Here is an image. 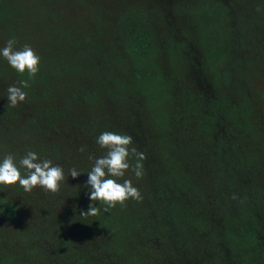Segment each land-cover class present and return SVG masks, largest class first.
<instances>
[{
	"label": "trees",
	"instance_id": "1",
	"mask_svg": "<svg viewBox=\"0 0 264 264\" xmlns=\"http://www.w3.org/2000/svg\"><path fill=\"white\" fill-rule=\"evenodd\" d=\"M239 1L241 0H207L200 6L193 4L199 17L202 15L208 17L210 14L214 17V14H217V18L212 22V25H194L199 35L197 43L227 37L226 32H220L217 26L223 25V20L227 16V23L234 19L229 18L231 14H226L231 10L230 6ZM41 2L48 5L47 10L40 6L38 8L35 6L28 7L25 3L22 8H28V14L32 15L31 26L42 28L44 30L43 36H46V33L48 35V33L57 32L58 39L50 42L52 44H46L48 48L52 46L51 53L44 56L41 61L35 45L38 41L32 39L36 38V35L29 34V30L32 28H26L28 38L26 37L25 28L13 30L12 32L13 34L17 32V40L21 36L26 37L22 45H27L31 41L34 45L31 48L40 57L39 71L34 78L28 81L29 87L24 89L26 93L32 91L35 98L39 95H43V97L47 95L45 87L52 83L50 81L56 75L62 74L57 68L47 67L46 69L44 66L51 64L55 58H58L59 54L57 53L61 45L63 47L67 46L61 58L68 59L72 53L77 55L83 62L86 71H91V69L93 71L108 55L115 53L109 52L107 56H102L101 54L98 55L99 50L96 53L91 52L95 51L96 41L94 42L88 35H82L79 39L75 38L72 44L71 42L68 43L67 39L72 36L74 30L71 24L79 21V17L73 15L65 18L66 0H43ZM140 2L137 4L136 1L134 6H125L124 4L120 6V13H116V21L119 22L117 35L120 38V49L116 53L118 56H116L115 61L107 59L105 67H97V72L103 76L99 81H108L109 84V86L103 88L102 92L112 98L117 95L123 105L122 107L118 104L117 108H113L116 118L127 119L126 124L106 125L104 121L107 117H115V115L109 116L108 113L100 112L95 108L92 116L95 118L88 122V129L95 133V150L100 151L96 138L102 132L113 131L119 134H127L133 138V143L129 148L135 147L146 157L141 161L144 172L142 178L137 179L133 173H129L128 176H133L134 180L139 182L146 177L149 178L152 173L154 179L156 178L154 181L145 179L148 184L150 183L149 186L152 188L150 191L160 192L161 187L169 191L170 188H176L177 185L179 188H184L186 184L191 188L194 184L193 189H191L193 191L191 196L204 198L208 201L213 199L215 206L226 201L219 200V198L227 199L228 197L232 200L235 196L239 210L234 215L230 214L229 220L225 219L222 222L224 227L221 228V239L227 250L224 264H264V179L262 181L258 177L256 179L255 173L257 171H254L251 167L257 162L258 155L250 148L246 149L247 152H232L237 149V144H240L242 140H247L248 144H255L259 138L258 142L263 140L264 143V137L262 136L263 133H260L254 127L255 117H253V111L251 110L252 103L244 95V89L238 87L236 82L232 83V72L229 73V70L225 68L228 62L225 60V49L229 46L222 43L223 47L220 48L217 46L219 42L217 44L211 42L205 47L206 50L197 56L187 41H183L186 44H180L178 41L171 40L170 45L165 47L166 56L164 59L166 60L159 65L155 61L156 56L159 54V48H157L158 45L155 42L153 32L142 25L141 20L145 18L142 14L144 2L142 0ZM18 4L17 0H0V21L8 18L7 14H9V17L13 12L17 15L16 6ZM169 7H172L168 9L169 14H172L175 7L172 5ZM181 10L184 13L187 12L185 8ZM259 17L262 18L260 21L264 22L263 12L259 14ZM49 20L57 23L60 20V25L64 24L66 26L69 24L71 26L58 29L56 25L49 23ZM248 25L245 22L237 23L235 21L233 24H229L227 28L237 29V27L242 28ZM63 38L66 41L57 44ZM0 41V44H2L0 48H3L8 40L3 37ZM220 41L222 42V40ZM55 46H57L56 51L53 50ZM195 47L197 50L198 45ZM95 59H98L99 62L95 63ZM183 64L185 70L182 69L184 68ZM234 64L233 61L232 65ZM242 67L246 69V63H243ZM188 68L193 71V74L187 70ZM202 69L212 75V87L215 90L214 95L207 102H204L202 92L191 90L187 77L189 75L197 77L196 70L200 72ZM237 71L239 75L245 76L244 69L240 68ZM8 73L12 74L13 78L19 82L28 79L26 72L24 74L18 73L8 64L6 59L1 57L0 76ZM85 73L87 72H82L81 75ZM90 74L92 73L90 72ZM70 84L72 86V83ZM75 89L77 88L75 87ZM113 89L116 92H113ZM92 90L87 88L81 90V96L78 95L80 91L78 93L73 91L71 94L74 98L80 96V99L86 104L95 102V106L97 101L103 98V95L100 94L99 90L95 89V93H92ZM225 93L235 94L233 100L227 102L224 97ZM259 97L264 100L263 93H260ZM1 102L0 97V117H5L1 114L11 112L13 107L8 105L7 102L6 104L5 101ZM95 111H97L96 114ZM13 114L15 115L14 112ZM30 119H32V122L35 120V123L38 124L44 121L49 122L56 130L63 129L68 124L71 125L70 121L69 123L66 121L67 111L62 103L46 110L41 114L40 120L34 117H30ZM145 123L147 124L146 127H144ZM134 125H138V127H134ZM20 126L25 127L26 130L30 129L27 125L21 124ZM79 128L85 130L84 126ZM8 132V135L14 138L15 142L19 141L20 131L11 128ZM9 136L7 137L10 139ZM227 140L232 151L225 147ZM57 146L56 142L21 145L23 153L16 157L20 158L22 154L25 155L28 151H35L39 155L44 151L42 148L45 147L48 153H52L51 148L55 150ZM234 154L238 157H235ZM150 158L156 159V161H152ZM233 159H239V161L236 162ZM158 162H163L159 165H164V168H153V164H158ZM204 162L208 164V167L202 166ZM129 163L134 166L136 158L130 156ZM197 163H199L198 166L201 171L209 176L205 179L214 181L212 188L208 189L209 185L206 182L190 183L189 171H194V166ZM232 163L237 164L232 165ZM246 170L250 172L247 179H239L235 176V172L244 173ZM20 171L21 175H26L25 169L21 168ZM158 174H161L160 177L167 178V180L164 179L165 181H163L158 177ZM86 176H78V180L70 182L78 183L81 188L78 195L79 199L72 198V214L68 215L76 222L77 228L70 229L66 227L61 221L62 217L56 216L52 210H49L37 220L41 219L44 228H51L54 225L52 232L55 233V237L47 236L41 232L47 238L44 247L37 245L26 247L25 244L22 245L23 242H20L23 247L21 246L19 252L7 253L6 251L0 257V264H107L109 262L108 257L114 251L125 254L127 252L126 246L130 240L134 244L132 240L137 237V240L143 242L141 236H144L146 232L156 235V229L159 226L164 225L167 234L172 233L171 228L173 227L186 229L187 231L184 232L190 233L192 226H196L197 232L203 235L207 224H210L206 216H199L202 212L193 211L192 205L186 201L185 197L180 203L176 199L170 200L168 205H162L154 215H150L145 219L148 211V199H153L155 196L154 193H143L145 188H148L145 187L146 182L134 185L141 188L139 191L144 201L137 202L132 199V201H126L123 206L117 204L115 208L110 209L108 212L103 210L106 206L97 201L96 206L100 208V213L97 216H81V213L86 212L92 203L89 199L90 188L86 185L88 179V176L85 178ZM228 177L229 180H227ZM231 183H234V185H231ZM182 190L188 189L186 187ZM16 191L15 185H0V220L13 221L17 218L18 207L11 198ZM204 195L208 197L205 198ZM185 206L188 208L187 211L184 209ZM46 213L55 215V218H50ZM144 225L147 227L143 231ZM68 226L73 228L75 225L72 223L71 226ZM78 229L93 233L94 250L91 249V244L86 245L83 241L81 242L83 247L75 248L80 239H77L72 232ZM34 230L36 229L30 226L25 232L20 233L18 239L26 241V238H30L31 242L34 241L35 238L29 235ZM212 235L214 233L210 234V236ZM4 238L0 233V240L2 241ZM86 239H90V237ZM182 240L185 244L189 243V241L186 243L184 239ZM178 244L179 242L175 241L174 246L178 247ZM0 247H2L1 244ZM100 250L103 251L104 255L98 254ZM66 252H69V257L62 255ZM133 258H137V256L135 255ZM169 262L164 264H178ZM121 264L132 263L127 261Z\"/></svg>",
	"mask_w": 264,
	"mask_h": 264
},
{
	"label": "rangeland",
	"instance_id": "2",
	"mask_svg": "<svg viewBox=\"0 0 264 264\" xmlns=\"http://www.w3.org/2000/svg\"><path fill=\"white\" fill-rule=\"evenodd\" d=\"M41 1L43 0H17V2H19L18 6H16L17 15L13 12L9 17V14H7L8 18H4L0 21V40H2L3 37H6L7 40L14 39L16 41L17 32L14 34L12 32L13 30L21 28H25L26 37L28 38L29 36L26 28H32L29 30V34L33 33V35H36V38L32 39L38 41L35 45L37 46V52H39L38 55L41 57L42 61L44 56L51 53L52 46L48 48V45L52 44L50 42L58 39V35H56L57 32L51 34L48 33V35L46 33V36H43L44 30L42 28H37L34 25L31 26L32 15L28 14V8H22L25 3L28 7L35 6L38 8V6H40L47 10L48 5ZM66 1L67 7L64 9V12L66 13L65 18H69L73 15L79 17V21H75V24H71L73 25L74 30L72 31V36L67 39L68 43L71 42L72 44L75 38L79 39L82 35H88L90 36V39L94 40V42L96 41L95 51L91 52L96 53V51L99 50L98 55L101 54L102 56H107L109 52H115L110 54V56L108 55L98 66L105 67L104 65L107 63V59H113V61H115L116 56H118L116 53L119 52L120 49V38L117 35L119 31V22L116 21V13H120L119 8H121L120 6L122 4L125 6H134V3L137 1L138 4L140 0ZM142 1L144 2V11L142 14L145 16V18H142L141 20L142 25L145 28L150 29L154 34L155 42L158 45L157 48H159V54L156 56L157 58H155V61L159 65L166 60L164 59L166 56L165 47L170 45L171 40L178 41L180 44H184L185 42L183 41H187L188 45L192 47L197 56L203 53L204 50H206L205 47L211 42H213V44L219 42L217 46L220 48L223 47V44H228L230 50L229 47L225 49V60L228 61L225 68L229 70V73L232 72V83L236 82L238 87L243 88L245 91L244 95H246L252 103L251 110L253 111V117H255L254 127H256L260 133H263L262 136L264 137V100L259 97L260 93L264 94V22L260 21L262 18L259 17L261 12L264 13V0H241L232 4L230 6L231 10L227 12L226 15L231 14L229 18L234 19L227 23V16L223 20V25L220 24L217 26V29L220 32H226L227 37H220L222 42L219 39H215L214 41H205L204 43H197L199 35L197 28H195L194 25H212V22L217 18V14L215 13L214 17L211 16V14L208 15V17L205 15L199 17L193 4L200 6L207 0ZM261 3H263L262 6ZM170 5L175 7L172 14H169L168 10L172 8L169 7ZM182 8H185L187 12L184 13L181 10ZM235 21H237V23L245 22L249 25L242 28L237 27V29L227 28L229 24H233ZM49 23L56 25L58 29H65V27L71 26L69 24L66 26L64 24L60 25V20L58 23L49 20ZM60 37L62 36L60 35ZM25 38L23 36L18 38L15 45L17 49L23 48L24 44L22 45V43ZM64 40L65 38L57 42V44H60ZM27 45L31 47L34 46L31 41L27 43ZM197 45L198 49L196 50L195 46ZM56 49L57 46H55L53 50L56 51ZM66 49V45L65 47L61 45L59 52L57 53L59 54L58 58H55L51 64L44 65L46 69L47 67H54L62 72V74L56 75L54 79L50 78V82L52 83L45 87L47 95H44V97L43 95H39L35 98L31 91V93H27L25 101L19 103L15 109L13 107L11 112L3 113V115L1 114V116L5 115V117H0V160L9 153H14L15 157L20 156V154L23 153L21 151V145L28 146L32 143L47 144L50 142H56L58 146L55 150L51 148L52 153H48L45 147L42 148L44 151L38 156L40 159L51 160L53 165L61 166L65 173V180L61 182L60 191L57 193L45 192L40 187H36L32 192L28 193L23 190L18 182L15 184L17 191L11 198L18 207L17 218L13 221L0 220V233L5 237L2 241L0 240V244L2 245V247H0V257H2L6 251L7 253H18L23 244H25L26 247L32 245L44 247L47 238L41 232L45 233L47 236L55 237V233L52 232L54 225L51 228H44L45 226H43L44 223H42L41 219L37 220L43 215V213L45 214V212L49 210H52L56 216H61V221L66 227L70 229L77 228L76 222L68 215L72 214V198L75 200L79 199L78 195L80 194L81 188L78 183H70L73 180L78 179L68 176L69 170L75 167L77 171L81 172L79 176H85L93 166V161L88 158L89 155L101 157L106 153L105 149L100 148V151L95 150V133L88 129V122L95 118L92 117L93 111L96 108V110L100 112L108 113L109 116H112L113 114L115 115V117H107L104 121L106 125H115L117 123L126 124L127 118H116L115 111L113 110V108H117L118 104L122 105L121 100L117 98V95L112 98L102 92L103 88L109 86V84L108 81H99L103 76L97 72L98 66H96L93 71L92 69L91 71H86L80 57L73 53L70 58L62 59L61 55L65 53ZM1 57L2 56H0V58ZM233 61L235 63L234 65H232ZM97 62H99V60L95 59V63ZM243 63H246V69L242 67ZM182 66L184 67L182 69L185 70L184 64ZM240 68L245 70V76L239 75L237 70ZM187 70L193 74L191 69L188 68ZM79 72L81 73L77 74ZM82 72L87 73L81 75ZM90 72L92 74H90ZM196 73L198 75L197 77L192 75L187 76L190 88L191 90L202 92L203 100L204 102H207L215 92L212 87V75L205 72L204 69L200 72L196 70ZM70 83H72V86ZM13 85L20 86V82L13 78L12 74L8 73L7 75L0 76V97L2 102L5 101V103H8L7 89L9 86ZM75 87L80 90L75 89ZM86 88L89 90L94 89L91 91L92 93H95V89L99 90L100 94L103 95V98L97 101L95 106V102L86 104V102H83L80 99L81 90ZM113 90V92H116L115 89ZM73 91H76V93L80 91L78 94L80 96H77L76 98L72 97L71 92ZM234 95L235 94L225 93V100L227 102L232 101ZM61 103L67 111L66 121L67 123L70 121L71 125L68 124L63 129L56 130L49 122L44 121L43 123L38 124L37 122L35 123V120L32 122V119H30V117H34L37 120H40L39 118L41 117V114ZM96 113L97 111H95V114ZM24 121L26 122L23 123ZM21 124L29 126L30 129L26 130L25 127L20 126ZM80 126H84L85 130H80ZM146 126L147 124L145 123L144 127ZM125 127L127 126L125 125ZM134 127H138V125H134ZM11 128L20 131L21 136L18 137L19 141L15 142V140H13L14 138H11L8 135V130H11ZM7 136H9L10 139ZM258 141L255 144H248L247 140H242L240 144H237V149L232 151L227 140L225 147L232 152H247L246 149L249 148L253 150V152H256L258 155L257 162L251 167L254 171H257L255 173L256 179L258 177L262 181L264 179V143L263 140L262 142ZM82 147L85 149L84 152L79 151ZM22 156H24V154H22L21 157ZM234 156L238 157L236 154H234ZM155 157L157 158V156ZM16 160L19 161V158L16 157ZM151 160L156 161V159ZM233 160L236 162L239 161V159ZM159 163L162 164L163 162H158V164L154 163L153 168H164V165L161 166ZM199 163L194 166V171H189L190 183L206 182V184L208 183L209 185L208 189H210L212 188L214 181L211 179H205V177L209 176L201 171V168L198 166ZM233 164L234 163H232V165ZM202 166L208 167V164L204 162L202 163ZM129 173H132V171L129 170L125 177L118 179V182L123 183L122 179H126L127 177L132 180L133 186L144 184L146 182L145 187L148 188H145L143 193L146 194L150 192L155 194L153 199H148V211L147 215H145V219L150 215H154L162 205H168L170 200L172 201V199H176L180 203L185 197L186 201L192 205L193 211L202 212L199 216H206V219L210 224H207L203 235L197 232L196 226H192L190 233L184 232L187 231L186 229L172 226L171 234H167L168 232H166L167 230L164 228V225L159 226L158 229H156V235L149 232H146L144 236L142 235L143 242L137 240V237L132 240L134 244H132L130 240L129 244L126 246L127 252L125 254H119L114 251L113 254L108 257L109 262L107 264H121L127 261L132 264H164L170 263L169 261L178 264H224L227 250L223 246V241L221 239V228L224 227L222 222L225 219L229 220V215H234L235 212L239 210L237 199L235 200L234 198L230 200L228 197L227 199L221 197L219 200L226 201L220 202L215 206V201H213V199L212 201H208L204 198L201 199L197 196H191L193 193L191 189H193L194 184H192L193 186L191 188L186 184L184 188L187 187L188 190H182L184 188H179L177 185L176 188H170L171 190L169 191L165 190L166 188L164 187L159 189L160 192L155 190L150 191L152 188L147 181H154L156 179H154L152 173L149 175V178L146 177L147 181L145 178L143 181L140 180L139 182H137L138 180H134L133 176H128ZM249 173L250 172L247 170L244 173L237 171L235 172V176L239 179H247ZM160 175L161 174H158V177H160ZM85 178H87V176ZM160 178L163 181H165L164 179L167 180V178L164 177ZM227 180H229V177ZM231 185H234V183H231ZM258 185L260 184L258 183ZM135 187L138 188V190L141 189L138 186ZM204 197L207 198L208 196L204 195ZM130 200L132 201V199H129L128 201ZM184 209L185 211L188 210L186 206ZM46 214L50 218H55V215L50 213ZM72 223L75 225L73 228L68 226H71ZM30 226L31 228L36 229L32 231H36L35 233H29V235L33 236L35 240L31 242L30 238H26V241L18 239L20 233L25 232ZM146 227L147 226L144 225L143 231ZM72 233L77 239H80V241L77 242V245H75V248H79L80 246L83 247L81 245V242L83 241L86 245L91 244L90 247L94 250L95 240L92 238V232L88 233L86 230L78 229L74 230ZM212 233H214V235L210 236ZM87 237H90V239H86ZM182 239H184L186 243L189 241V243H183ZM175 241L179 242L178 247L174 246ZM20 242H23L22 245ZM98 254L104 255L102 250H100ZM134 254L137 258H133L135 257ZM62 255L69 257V252L63 253Z\"/></svg>",
	"mask_w": 264,
	"mask_h": 264
},
{
	"label": "clouds",
	"instance_id": "3",
	"mask_svg": "<svg viewBox=\"0 0 264 264\" xmlns=\"http://www.w3.org/2000/svg\"><path fill=\"white\" fill-rule=\"evenodd\" d=\"M16 41L9 39L3 48H0V56L7 60L8 64L18 73L28 75L27 80H21L20 86H9L7 89L8 105L16 107L25 101L27 93L23 90L29 87V80L35 77L39 71L40 57L29 45L23 48L15 47ZM96 143L101 149H105V155L94 157L89 155V160L93 161L91 170L87 173L86 185L90 188L89 199L92 203L86 212L81 216H97L100 208L96 206L99 201L106 207L108 212L115 208L117 204L123 206L129 199L137 202L142 201L143 197L131 179H124L119 183L118 179L125 177L131 169L134 176L142 178L143 161L146 157L135 147L129 148L133 143V138L127 134H119L113 131H104L97 138ZM84 148L79 151L84 152ZM136 158V163L132 166L129 157ZM26 170V175L22 176L20 169ZM81 172L75 167L69 170L68 176L77 178ZM65 180L64 169L59 165H53L49 159H40L35 151H28L19 158L18 164L16 157L9 153L0 160V185L11 186L19 183L25 192H32L34 188L40 187L45 192L57 193L60 191V184ZM235 198V196L233 197Z\"/></svg>",
	"mask_w": 264,
	"mask_h": 264
}]
</instances>
